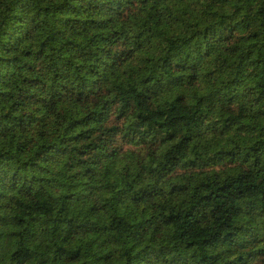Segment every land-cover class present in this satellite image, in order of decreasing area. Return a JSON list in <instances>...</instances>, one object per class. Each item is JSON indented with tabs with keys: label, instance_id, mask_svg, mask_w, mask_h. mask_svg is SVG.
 I'll return each mask as SVG.
<instances>
[{
	"label": "trees",
	"instance_id": "16d2710c",
	"mask_svg": "<svg viewBox=\"0 0 264 264\" xmlns=\"http://www.w3.org/2000/svg\"><path fill=\"white\" fill-rule=\"evenodd\" d=\"M0 238L264 264V0H0Z\"/></svg>",
	"mask_w": 264,
	"mask_h": 264
},
{
	"label": "clouds",
	"instance_id": "9594fccd",
	"mask_svg": "<svg viewBox=\"0 0 264 264\" xmlns=\"http://www.w3.org/2000/svg\"><path fill=\"white\" fill-rule=\"evenodd\" d=\"M128 125H125L127 128ZM117 133L123 135V131L121 129H115L112 135H116ZM113 150V154H114ZM155 164L152 165L155 168ZM134 182V181H133ZM264 247V245H261ZM259 255V253H257ZM24 255L23 249L19 246L16 239L8 240L6 238H0V264H17V261Z\"/></svg>",
	"mask_w": 264,
	"mask_h": 264
}]
</instances>
